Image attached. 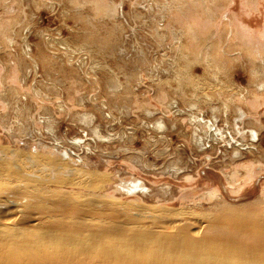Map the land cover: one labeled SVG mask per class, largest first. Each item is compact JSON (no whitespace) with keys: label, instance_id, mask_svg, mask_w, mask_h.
<instances>
[{"label":"rangeland","instance_id":"rangeland-1","mask_svg":"<svg viewBox=\"0 0 264 264\" xmlns=\"http://www.w3.org/2000/svg\"><path fill=\"white\" fill-rule=\"evenodd\" d=\"M0 168V218L264 211V0H0Z\"/></svg>","mask_w":264,"mask_h":264},{"label":"bare ground","instance_id":"bare-ground-1","mask_svg":"<svg viewBox=\"0 0 264 264\" xmlns=\"http://www.w3.org/2000/svg\"><path fill=\"white\" fill-rule=\"evenodd\" d=\"M171 107L175 108L173 104ZM194 123L202 124L204 136L212 141L226 137L234 140L229 131L217 128L213 119L195 118ZM250 137L248 145L254 146L256 132L251 131ZM195 140L205 144L200 136ZM226 142L240 151L246 145ZM24 163L18 169L28 173ZM0 180L8 183L13 178L0 168ZM50 180L71 184L80 178L75 173L72 178L53 176ZM130 183L121 188L139 193L146 189L140 181ZM1 190L2 187L0 195ZM2 209L0 200V213ZM80 209V215L67 212L57 217L25 210L21 211L22 217L15 218L12 214L16 209L9 207L11 216L0 218V264H264L261 208L246 214L223 207L213 218L188 221L181 217L176 222L157 211L139 212L142 219L135 222L93 219L85 214L83 207ZM24 219L36 223H26Z\"/></svg>","mask_w":264,"mask_h":264}]
</instances>
